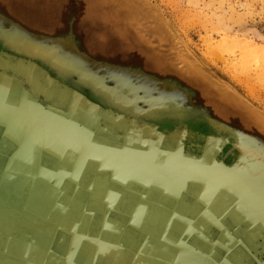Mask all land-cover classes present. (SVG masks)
I'll use <instances>...</instances> for the list:
<instances>
[{
    "label": "water",
    "instance_id": "1",
    "mask_svg": "<svg viewBox=\"0 0 264 264\" xmlns=\"http://www.w3.org/2000/svg\"><path fill=\"white\" fill-rule=\"evenodd\" d=\"M86 2L95 22L78 16ZM64 88L80 102L56 100ZM261 114L192 60L144 0H0V264H75L79 254L169 264V248L186 264L201 256L183 239L191 212L172 208L190 205L187 195L232 244L211 241L208 258L226 256L212 264L264 255ZM216 126L242 141H217Z\"/></svg>",
    "mask_w": 264,
    "mask_h": 264
},
{
    "label": "rangeland",
    "instance_id": "2",
    "mask_svg": "<svg viewBox=\"0 0 264 264\" xmlns=\"http://www.w3.org/2000/svg\"><path fill=\"white\" fill-rule=\"evenodd\" d=\"M144 1L192 60L264 114V62L217 46L222 33L264 45V0Z\"/></svg>",
    "mask_w": 264,
    "mask_h": 264
},
{
    "label": "bare ground",
    "instance_id": "3",
    "mask_svg": "<svg viewBox=\"0 0 264 264\" xmlns=\"http://www.w3.org/2000/svg\"><path fill=\"white\" fill-rule=\"evenodd\" d=\"M86 3L87 4H83L85 6L78 5V16H79V18H86V21L95 22L94 20H98L100 18L101 13L97 10V8H96L97 5H94L93 3H88V2H86ZM119 15H120V13H119ZM221 35L222 36H221V38L219 40V43H217L218 47L223 48V49L227 50L230 53H234L235 54V52H238L239 57L242 60H255V61L261 60V61L264 62V45L258 44V43L254 42L252 40H249V39L239 38L237 36H231V35L223 34V33ZM207 41H209V44H210V39L206 40V42ZM134 46H135V44L133 42L126 41V49L129 50L132 54L142 58V60L146 64H150V65L152 64L157 69L161 68L160 63H158L154 58H151V57L147 56L144 52H141V51L137 52V51L133 50ZM61 74H64V73H61ZM65 76H66V74H65ZM44 80H45L44 76H41L40 77V81L44 83ZM48 83L52 84V81L48 80ZM45 85H46V81H45ZM62 90L65 91V88L62 89ZM65 92L67 93V91H65ZM90 95L93 96V97L100 96V95L94 94L93 92H91ZM177 95H178V92H177ZM76 96H77L76 94H73V93L69 92V93L65 94V96H61V95L57 96L56 95L55 99L58 100V101H63V100H66V101H68V100L72 101L73 100L74 101V100H77V102H80L78 99H76ZM210 105H211V107H212V109H213V111L215 112L216 115H222L224 117L226 116V115H224V113L227 112V109H225L223 106H221V105L218 106L217 104L214 105V104H211V103H210ZM121 111L124 112V107L121 109ZM128 117H130V116H128ZM228 117L229 118H227V119H229L230 121L231 120L235 121L236 123L239 124V126H242L243 128L244 127H249L251 129H249V128H245V129L253 130V127L251 125L249 126L244 119H242L240 117L238 118L234 114H231ZM261 117H264L263 113L261 114ZM213 125H215V124H213ZM140 127L142 129H146L147 128L144 125L140 126ZM216 128H217L216 131H217L218 137H219V138L216 139L217 141H222V142L223 141H227V142H231V143L235 142L236 139L238 141H242L243 137L241 135L240 136L242 138L239 135H236V136L234 135L233 136V135L229 134L228 132H226L223 129H220V128L218 129L217 126H216ZM223 136H226L225 140H224V138L221 139V137H223ZM104 141H109V140L104 139ZM132 141H137V139H132ZM252 141H254L257 145H259V142H258V140L256 138H253ZM211 152H214V149H212L210 151V153Z\"/></svg>",
    "mask_w": 264,
    "mask_h": 264
},
{
    "label": "flooded vegetation",
    "instance_id": "4",
    "mask_svg": "<svg viewBox=\"0 0 264 264\" xmlns=\"http://www.w3.org/2000/svg\"><path fill=\"white\" fill-rule=\"evenodd\" d=\"M66 81L68 82V80H66ZM159 124L161 125V127H171L169 124H167L165 122L159 123ZM188 125L189 126H193L195 128L196 127L200 128L203 132H206V131L209 130L207 125L204 122L200 121V120H195L194 122H189ZM147 131L152 133L149 130H147ZM184 201L188 202V204H190V205L186 204V205H184L182 207L173 205L172 208H174L176 210H179L178 208H184V210L191 212L190 215L187 214V215H183V216H184L185 220L189 224L188 225V228L190 229L189 232H191V231H193V232H191L190 235L183 236V239H185V242H187V243H189L191 245H194L196 251L201 254V256H199V255H192V254L188 255V253H187L185 255L186 256L185 263L187 264V262H189V264H192L193 260H196V261L200 262L201 264H212L213 261H218L220 258H224V257L226 258V256H224L222 253H220L218 256H217V254L212 255L211 256L212 259L208 258L209 255H207V254H208L209 249H210L209 243L211 241H215V240L222 241V242L225 241L231 246L232 244L229 243L230 239H228V238H226L224 236L222 237L220 235L219 230L215 226L204 224L202 222V221H204V219L202 217H200V215L198 216L197 213L203 211L204 210V206L202 204H196L195 203V197L193 195H187L184 198ZM159 205L160 204H155L154 208H156ZM65 207L68 210L70 205L69 204L65 205ZM194 210H195V213H193ZM199 222H201V223H199ZM155 226H156V228H155V239H156V241L157 240H161V235H158L156 237V233L158 232V229H157V225H155ZM178 226H180V228H181V232L180 233L184 232V230H185L184 224H181V225H178ZM175 233H177L176 230H175ZM176 238H173V239L176 240ZM165 241L172 242L171 241V237L167 236ZM233 244H234L233 246H235V244H237V243L233 240ZM172 254H173V252H172L171 248H169L168 255H167V261H168L169 264H174V260H173L174 256ZM111 256L112 255L108 254V255H105L104 257L106 258V257H111ZM215 256H217V258ZM252 256H253L254 260H253V258H251L249 260L251 262H247V264H257L255 262V259L263 260V258H264V255H259L258 256L257 253L255 255L252 254ZM227 257H231V256L227 255ZM232 257H234V256H232ZM155 258H156L155 262H153V263L154 264H158L157 262H158V259H160V258L158 256H156ZM84 260L90 261L91 259L87 258V256L79 254V255H77L75 257V259L73 261L75 262V264H90L89 262L85 263ZM161 260H163V259H161ZM181 261H182V258H181ZM198 262H196V263H198ZM182 263H184V262H182ZM160 264H162L161 261H160Z\"/></svg>",
    "mask_w": 264,
    "mask_h": 264
}]
</instances>
